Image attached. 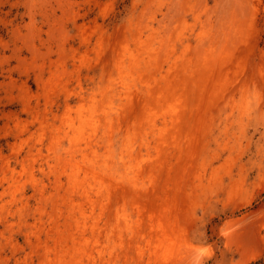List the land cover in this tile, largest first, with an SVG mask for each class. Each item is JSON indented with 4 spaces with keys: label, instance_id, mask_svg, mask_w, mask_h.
<instances>
[{
    "label": "rangeland",
    "instance_id": "obj_1",
    "mask_svg": "<svg viewBox=\"0 0 264 264\" xmlns=\"http://www.w3.org/2000/svg\"><path fill=\"white\" fill-rule=\"evenodd\" d=\"M0 264H264V0H0Z\"/></svg>",
    "mask_w": 264,
    "mask_h": 264
},
{
    "label": "bare ground",
    "instance_id": "obj_2",
    "mask_svg": "<svg viewBox=\"0 0 264 264\" xmlns=\"http://www.w3.org/2000/svg\"><path fill=\"white\" fill-rule=\"evenodd\" d=\"M75 164V163H74ZM86 172V171H85ZM94 178V177H93Z\"/></svg>",
    "mask_w": 264,
    "mask_h": 264
}]
</instances>
